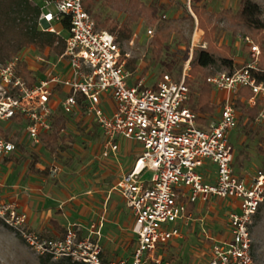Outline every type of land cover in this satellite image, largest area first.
Instances as JSON below:
<instances>
[{"label": "built area", "instance_id": "1", "mask_svg": "<svg viewBox=\"0 0 264 264\" xmlns=\"http://www.w3.org/2000/svg\"><path fill=\"white\" fill-rule=\"evenodd\" d=\"M39 6L38 21L44 30L59 34V23L66 17L70 21L65 51L53 65L60 71L49 69L45 77L37 76L29 84L17 73L19 62H27L25 57L18 55L0 65V154L17 149L11 127L16 132L14 127L25 123L24 133L40 144L42 135L53 130L58 113L80 116L81 126L95 124L105 139L103 157L119 149L121 138L139 143L141 153L114 187L134 215L136 248L130 257L106 260L94 236L98 231L84 236L70 226L62 236L43 235L29 227L28 215L16 201L3 203L5 222L33 250L53 258L70 257L86 264H160L159 249L183 237L182 228L170 223L189 224L194 219L191 204L203 208L216 198L228 199L232 208L224 235L207 232L212 241L209 264H255L252 227L264 208V170L251 176L235 171L231 133L239 123L241 109L234 100L241 88L253 94L240 101L259 107L254 124L264 123V81L252 74L260 60L259 45L247 38L245 63L205 79L225 96L218 114L202 124L191 102L192 85L199 78L191 72L192 57L179 78L163 72L153 84L134 81L127 67L131 55L123 51L115 33L98 26L85 0H43ZM148 34L152 37L154 29ZM147 171L152 172L149 179L144 178Z\"/></svg>", "mask_w": 264, "mask_h": 264}, {"label": "rangeland", "instance_id": "2", "mask_svg": "<svg viewBox=\"0 0 264 264\" xmlns=\"http://www.w3.org/2000/svg\"><path fill=\"white\" fill-rule=\"evenodd\" d=\"M203 1H208V4L216 9L230 7L234 11L238 9L240 4V0H229L228 3L225 0L218 3L212 0ZM255 1L264 7V0ZM34 2L39 5L43 4V0H34ZM189 5H191V2L188 0V4H182V7L178 8L175 7L171 14H167L165 11L159 12L164 17L175 18L177 20L176 25L180 29L178 32L171 34L159 59L153 57L152 37L148 34L149 28L154 29L155 33V27L149 26L145 20L141 21L140 24H136L133 28V36L130 40H119L123 51L129 53L131 58L135 59L137 63L136 73L145 77L147 84H153L163 72H169L175 78H179L185 63L190 57L193 58L196 50L201 45H206L203 41V31L197 27L196 18L193 20L187 17L183 21H178L180 17L187 15V11L192 13ZM52 8L54 9V6ZM58 29L63 35L68 34V31L61 26ZM216 40L219 43L232 44L236 57L243 53L242 50H245L247 55L249 54V49L243 46L244 40L233 36L230 32L218 31ZM19 55L26 58L27 63L34 71L36 68L40 69L35 72L38 78L45 77V72L49 69L54 72L60 71L58 68H53V65L58 61V55H55L49 49L40 51L35 47H28ZM196 76L199 78L192 85L193 90H199L201 86V76ZM79 119L78 115L73 114L70 116L66 133L73 137V141L68 142L66 150L59 147L55 153H51L43 142L36 145L33 139L24 133L25 123L21 126H15L14 129H18L16 132H13L12 127L9 129V134H12V138L17 141L19 147L16 155H14L16 160L11 163L6 164L4 158L7 155L0 154V210L3 203L15 199L13 193L16 192L18 187L16 180L20 177L24 179L23 184L25 185L22 186L24 194L19 195L17 199L20 202H26V196H31V194H28L31 185H38L42 189L46 187L45 193L37 191L38 193L34 195L33 202L38 203V205L41 204V201H39L41 197H46V191L50 195L59 194V197L63 199L73 196L72 191L68 190L69 188L61 186V182L72 183L76 181L81 191L77 197L78 201L70 207H67V205L71 202L63 204L61 211L66 210V212H69V208L73 213L75 209H81L82 214L87 212V203L94 198L105 196L108 188L114 186L121 179L124 172L133 164L136 154L141 152L140 145L137 146L136 142L121 138L119 140L122 146L120 154H118V157L107 161L102 156L105 144L102 133L95 124L80 126ZM246 123L247 120L241 116L237 128L233 131V134L231 133V141L236 172L251 176L259 169L264 170V123L259 125ZM125 144L131 145L133 149L125 148L123 146ZM35 155L39 158L37 166L49 168L50 173L48 176H43L42 180L29 181L30 186L28 187L26 178L32 174L30 164ZM69 169L70 172L67 173ZM64 170H66L65 174L63 173ZM151 176L152 172L150 171L144 174L145 179H149ZM78 180L80 182H77ZM59 187H64V191L59 190ZM58 190L60 193H58ZM115 195H118V193L113 190L111 198L117 197ZM108 207H110V204H108ZM231 208L228 199L221 201V199L216 198L211 205H206L202 210L197 209L193 213L194 219L188 226L184 227L180 221L170 223L171 227L185 228V238L182 242H177L174 246L171 245L164 259V264H207L211 245L208 233L213 237H220L227 230V216ZM237 210H239V207H237ZM55 213L57 212L55 211ZM107 215L105 217L103 211L102 214L95 215V218L91 220L89 219V234L92 233V230L98 232L103 230L105 228L103 221L107 218L109 222L106 228L107 233L108 235L109 233L112 234L116 240L110 242V244L118 243L117 257H126L132 253L134 247L132 228H129V213L122 210V206L120 208L111 206ZM252 233L255 264H264V209L256 215ZM41 256L48 257L49 255L39 254L28 246L20 235L5 222L0 212V264H43ZM64 260V258L52 257L48 262L50 264H67Z\"/></svg>", "mask_w": 264, "mask_h": 264}, {"label": "trees", "instance_id": "3", "mask_svg": "<svg viewBox=\"0 0 264 264\" xmlns=\"http://www.w3.org/2000/svg\"><path fill=\"white\" fill-rule=\"evenodd\" d=\"M113 1V8L126 13L127 19L124 22L110 16L103 19L101 14L95 13L94 16L100 26L115 33L120 41L130 40L133 36V25L143 18L149 26L155 27V33L151 39L152 53L155 59H159L171 34L180 30L176 25L177 20L164 17L159 13L158 5L147 4L143 0ZM191 1V9L198 20L197 26L203 31V41L206 43L196 50L191 60V72L201 76L200 89L191 102H194V110L199 113L198 120L203 121L204 119L209 120L208 118L216 109V105L212 101L213 87L205 79L216 71L223 69L232 71L239 66L232 44L219 43L216 40L218 31H227L233 36L242 38L244 48L249 49L245 43L247 38H251L254 43L259 45L260 60L257 68L252 69V74L259 81H264V7L255 0H240L236 11L230 7L221 11H213L206 4ZM39 13L40 6L33 0H0V65L18 56L28 47H35L40 51L49 49L55 55L64 53L66 35L42 29L38 21ZM187 17L195 19L194 15L187 11V15L180 17L178 21H183ZM59 25L69 31L70 21L66 17ZM127 67L131 72H135L137 69L135 59L128 58ZM17 73L29 84H33L37 79V75L34 74L33 69L26 61L19 62ZM252 94L249 88H241L237 92L234 104L241 109L239 118L243 116L247 120L246 124L256 125L254 120L259 113V107H248L240 101V97L248 98ZM71 115L73 114L58 113L54 115L53 130L42 135V142L51 153L57 152L59 147L66 150L68 142L73 141V137L66 133ZM78 122L81 126V118ZM4 136L8 137L9 134L4 133ZM15 159L13 156H6L4 162ZM38 162L39 158L35 155L30 169L37 173L49 174V168L43 170L36 168ZM193 209L194 205L191 204L189 211ZM262 209L264 208H261L260 211ZM53 222L55 221L53 220ZM55 225L62 233L66 232L62 226L57 223ZM51 258L50 255L48 257L41 256V261L43 264H50L48 261ZM63 258L67 264H86L70 257Z\"/></svg>", "mask_w": 264, "mask_h": 264}, {"label": "crops", "instance_id": "4", "mask_svg": "<svg viewBox=\"0 0 264 264\" xmlns=\"http://www.w3.org/2000/svg\"><path fill=\"white\" fill-rule=\"evenodd\" d=\"M143 1L147 4L158 5L159 12L165 11L167 14H171V11L173 12L174 11L173 9L175 7L178 8V7H182V4H188V0H143ZM194 1L198 4H206L208 6V8L213 10V11H221L224 9V8L216 9L215 7L211 6V4H208V1H203V0H194ZM212 1L215 3H218L222 0H212ZM225 1H226V3H228L229 0H225ZM113 2H114L113 0H85V6L93 16L96 13V14H101L103 19L105 17L110 16L113 19L119 20L120 22H124L127 19V14L124 13L123 11H119V10H116L115 8H113ZM189 2L192 3L191 0H189ZM189 7L191 9V5H189ZM225 8H228V7H225ZM191 11H192V9H191ZM192 14L194 15V17L197 20V17L193 13V11H192ZM94 18H95V16H94ZM143 20H144L143 18L139 19V21L133 25V28H135L136 24H140V22ZM96 22L100 28H105V27L100 26L97 19H96ZM197 23H198V20H197ZM59 27H60V25H59ZM105 29H107V28H105ZM242 51H243V53L239 57H236V62L239 64V66H241L243 63H245L248 60L247 52L245 50H242ZM36 71L37 70H35V72ZM136 71H137V69H136ZM136 71L132 72L134 81H139L140 79L146 80L145 77H142V75L136 73ZM34 74L37 75V73H34ZM198 91H199L198 89L194 90L193 98L195 97V95L198 94ZM224 96H225V91L220 90V89H213L212 90V101L216 105V109H215V112L212 114V116H210L208 119H210L211 117H214L218 114V111H219V108H220L221 102L223 101ZM192 104L194 105V102H192ZM109 111H112L110 103H109ZM208 121L209 120L204 119L203 121H200V123L206 124ZM232 134H233V131H232ZM129 141H132V140H129ZM118 143H119V150L116 152H110L109 156L104 157L107 161H108V159H113L115 157H118V154H120L119 152H120V148L122 146L120 145V141H118ZM36 145H38V144H36ZM136 145L139 146L140 144L136 142ZM123 146L127 149L132 148L131 145H128V144H125ZM18 147L19 146L17 145L16 151H14L13 153H11L7 156H13L14 157V155H16V153L18 151ZM139 147L141 149V145ZM139 154H136L135 159L138 157ZM15 160H12V161H15ZM12 161L5 162V163L6 164L11 163ZM37 164H36V168L41 169V170L45 169V168L38 167ZM132 165L130 166V168L132 167ZM31 172H32V174H30L29 177L26 178V183L28 184V187L30 186L29 181L32 182L35 180H40V179L42 180L43 176L49 175V174H44V173H37V172H34L32 170H31ZM68 172H70V169H69V171H67V173ZM63 173L65 174L66 170H64ZM16 182H17L18 187L16 188V192L13 193L14 198H15L13 201H16L18 203L20 211H22L28 215L29 227L31 229L39 232V233H42L43 235L51 236V237L62 236L64 233H62L59 230V228L55 225V223H57V225L65 228V230L67 229V227L74 226L75 228H77L79 230V233L81 235H84V236L92 235L93 232H95V231L92 230V233L89 234V226H90L89 219L91 220L92 218H95V215L96 216L100 215L103 213V211H104V215L106 217V215L110 211L111 206L113 208H115V206H118L119 208L122 206V210L129 213V217H130L129 228H132V232H133L135 218H134L132 211L128 207L124 197L114 188L118 182L114 186H111L108 188L107 194L105 196L102 195L101 197L94 198L91 202L87 203V212L84 214L81 213V209H78V210L75 209V212H73V213L71 212V210L69 208H68L69 212H66V210L63 212L61 211V209L63 208V204L71 202L69 205H67V207H70L72 204H75L76 201H78L77 197L81 193V191H80L79 187L77 186L76 181H73L72 183L63 182V181L61 182V186H64V187L66 186L67 188H69L68 190L72 191L73 196L63 199V198L59 197V194L55 193V195H50L46 191V197L45 198L41 197V199L39 200V201H41V204H39V205H38V203L33 202V199H35L34 195H36L38 193L37 191H41V193H45L46 187H43V189H42V187H38V185L37 186L31 185L28 189V190H30L28 194H31V196L30 197L26 196V199H27L26 202H22V201L20 202L17 199L19 198V195L24 194L23 189H22V186H25L23 184L24 179H22L20 177L16 180ZM77 182H80V181L78 180ZM64 187H59V190H63ZM113 190H115L118 193V195H115L117 197H114V199L111 198L113 195ZM58 193H60V191ZM111 199L113 202L111 201ZM114 200H116V201H114ZM108 204H110V207H108ZM54 207H57V208L55 209ZM197 209L202 210L201 207H195L194 206V209L192 211L195 212ZM55 211L57 213H55ZM108 218H109V216H108ZM53 220L55 222H53ZM103 224H104L105 228L99 232V235L94 234V236L99 241V243L102 245L104 259H106V260L118 259L119 257H117V255H116L117 250L119 249L118 243H113L112 245L110 244V242L116 241V240L114 239L115 237L112 234L109 233V235H108V233H107L108 231L106 228L109 225L107 218L105 221H103ZM189 224H187V225L183 224V226L186 227ZM181 228L183 230V237L182 238L173 239L169 243H167L166 245L162 246L159 249L158 255L161 258L160 264H164V259L166 258L171 245L174 246V245H176L177 242H182L184 240L186 230L183 227H181ZM225 231H224V233H225ZM224 233L221 236H223ZM133 243H134V247H133L132 253L134 252V250L136 248V240H135L134 232H133ZM210 247H211V245H210ZM132 253L128 254V256H126V257H130L132 255ZM208 254L209 255H208L207 264H209L210 250H209Z\"/></svg>", "mask_w": 264, "mask_h": 264}]
</instances>
